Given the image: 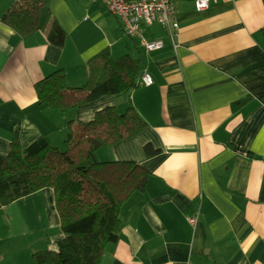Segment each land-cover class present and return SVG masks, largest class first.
Returning <instances> with one entry per match:
<instances>
[{"label":"crops","instance_id":"crops-1","mask_svg":"<svg viewBox=\"0 0 264 264\" xmlns=\"http://www.w3.org/2000/svg\"><path fill=\"white\" fill-rule=\"evenodd\" d=\"M13 2L0 0V163L16 136L22 147L44 137L60 148L69 120L132 105L147 127L97 158L139 164L146 189L123 205L120 237L100 264H264V0H210L202 11L177 0L175 44L166 27L142 26L146 39L164 41L154 51L126 34L105 1L46 0L47 24L25 37L2 21ZM54 20L63 47L48 38ZM107 49L139 58L152 84L140 79L129 95L70 116L39 102V80L63 69L71 87L85 86L90 60ZM63 236L51 188L0 203V264H30Z\"/></svg>","mask_w":264,"mask_h":264},{"label":"trees","instance_id":"trees-1","mask_svg":"<svg viewBox=\"0 0 264 264\" xmlns=\"http://www.w3.org/2000/svg\"><path fill=\"white\" fill-rule=\"evenodd\" d=\"M46 0H14L2 21L25 37L48 22L41 17ZM49 17V16H48ZM50 42L63 47L66 32L54 20L48 29ZM141 60L130 54L114 57L109 49L89 62L85 86L71 87L58 69L35 84L41 104L70 114L104 96H125L140 85ZM70 127L60 150L41 137L22 147L18 136L0 163V203L8 205L44 188L55 194V205L64 236L57 249L41 250L30 264H100L106 247L120 237L123 205L136 191L146 189L147 171L132 161H101L97 152L131 139L147 127L130 105L118 112L108 106L94 118ZM148 156L157 151L146 146Z\"/></svg>","mask_w":264,"mask_h":264},{"label":"built area","instance_id":"built-area-1","mask_svg":"<svg viewBox=\"0 0 264 264\" xmlns=\"http://www.w3.org/2000/svg\"><path fill=\"white\" fill-rule=\"evenodd\" d=\"M105 1L109 10L122 21L125 32L130 37H141L147 51L161 49L164 46L162 39L147 40L142 34L143 25L159 23L166 27L168 34L175 44L178 35L179 23L176 18L175 2L177 0H92ZM199 11L205 10L210 5V0H192ZM141 82L151 85V75L144 71ZM192 224L196 223L195 217H190Z\"/></svg>","mask_w":264,"mask_h":264},{"label":"rangeland","instance_id":"rangeland-1","mask_svg":"<svg viewBox=\"0 0 264 264\" xmlns=\"http://www.w3.org/2000/svg\"><path fill=\"white\" fill-rule=\"evenodd\" d=\"M154 24H159V23H154ZM153 25V24H152ZM161 25V24H160ZM156 28H159L158 25H155ZM138 40V39H136ZM148 40V39H147ZM145 47V46H144ZM146 49V48H145ZM124 97V96H122ZM60 150H65L66 149V145H63L62 147L59 148ZM53 190V189H52ZM58 246H56V248H49V249H57ZM45 250H48V249H45Z\"/></svg>","mask_w":264,"mask_h":264}]
</instances>
